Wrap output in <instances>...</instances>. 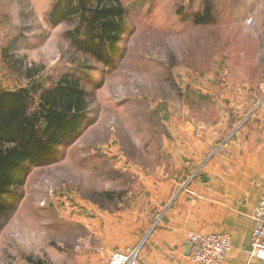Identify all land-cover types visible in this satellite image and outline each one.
<instances>
[{
	"label": "rangeland",
	"instance_id": "1",
	"mask_svg": "<svg viewBox=\"0 0 264 264\" xmlns=\"http://www.w3.org/2000/svg\"><path fill=\"white\" fill-rule=\"evenodd\" d=\"M57 1L0 0V90L68 75L90 98L81 133L21 186L0 264H81L96 218L137 225L155 206L144 184L169 173L174 130L222 140L264 107V0H122L127 30L111 64L74 45L76 25L50 22Z\"/></svg>",
	"mask_w": 264,
	"mask_h": 264
},
{
	"label": "crops",
	"instance_id": "2",
	"mask_svg": "<svg viewBox=\"0 0 264 264\" xmlns=\"http://www.w3.org/2000/svg\"><path fill=\"white\" fill-rule=\"evenodd\" d=\"M205 131H173L169 173L144 184L155 206L137 225L109 217L103 226L96 218L97 245L82 250L81 264H107L113 251L137 244L142 264H192L189 231L228 234L232 249L223 264H264V251H250L264 191V107L222 140Z\"/></svg>",
	"mask_w": 264,
	"mask_h": 264
},
{
	"label": "trees",
	"instance_id": "3",
	"mask_svg": "<svg viewBox=\"0 0 264 264\" xmlns=\"http://www.w3.org/2000/svg\"><path fill=\"white\" fill-rule=\"evenodd\" d=\"M127 11L122 0H58L49 20L76 25L67 31L74 45L111 64L127 30ZM211 13L207 7L195 19L203 23ZM44 87L0 90V231L21 199L31 168L59 158L60 146L78 136L88 118L89 92L80 78L64 75ZM37 89L38 103L32 93Z\"/></svg>",
	"mask_w": 264,
	"mask_h": 264
},
{
	"label": "built area",
	"instance_id": "4",
	"mask_svg": "<svg viewBox=\"0 0 264 264\" xmlns=\"http://www.w3.org/2000/svg\"><path fill=\"white\" fill-rule=\"evenodd\" d=\"M255 227L251 236L250 251H264V191L253 214ZM187 240L191 246L189 259L192 264H223L232 249L231 239L225 233L189 231ZM141 244L113 251L107 264H142Z\"/></svg>",
	"mask_w": 264,
	"mask_h": 264
}]
</instances>
